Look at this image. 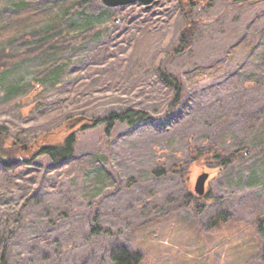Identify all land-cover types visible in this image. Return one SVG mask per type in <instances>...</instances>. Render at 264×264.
Masks as SVG:
<instances>
[{
    "label": "rangeland",
    "instance_id": "rangeland-1",
    "mask_svg": "<svg viewBox=\"0 0 264 264\" xmlns=\"http://www.w3.org/2000/svg\"><path fill=\"white\" fill-rule=\"evenodd\" d=\"M192 3L0 0V264H264V0ZM72 133L74 157L37 155Z\"/></svg>",
    "mask_w": 264,
    "mask_h": 264
},
{
    "label": "trees",
    "instance_id": "trees-1",
    "mask_svg": "<svg viewBox=\"0 0 264 264\" xmlns=\"http://www.w3.org/2000/svg\"><path fill=\"white\" fill-rule=\"evenodd\" d=\"M212 0H193V6H197L201 2H210ZM238 2H243L246 0H236ZM197 26L196 23L190 22L188 27L183 31L182 33V42L180 44L181 50H185L187 48H190L193 44L194 39V31L196 30ZM164 80L167 83V85L172 86L175 90V102L174 106H177L181 103V100L183 98V89L181 87V84L178 82L177 79L166 76L163 74ZM148 118V113L141 110H135V109H129L125 112H113L105 117L95 119L93 122V126H104L106 134L111 135L114 131L115 127L120 123H126L129 126H134L140 121L145 120ZM88 126H83V129H86ZM76 136L75 134H70L66 137L63 144H46L40 147V149L37 152V155L40 156H47L49 157L53 162L59 163L61 161L67 160L69 158L74 157L75 154V145H76ZM1 145V140H0ZM15 147V146H14ZM1 148V147H0ZM13 147L10 148V151ZM0 149V157L6 161L7 159L5 157H8L11 152H4L5 155H3V152ZM18 151V150H17ZM12 156V155H11ZM236 155H233L235 157ZM221 159V157H216V160ZM234 159V158H233ZM232 158L229 159H222L221 164L226 167L229 163L233 162ZM7 163V162H6ZM204 197L198 198V200H203ZM200 208V207H199ZM200 210H203L200 208ZM95 224L96 228L94 230V234H97L98 232L102 231V229L99 226L98 218H95ZM220 223L221 222H229V218L226 213H223L220 217ZM260 236L264 239V223L259 227ZM261 261L264 262V247L261 250ZM145 254L139 250V251H133L127 247H117L115 248L111 253V260L113 264H142L144 263Z\"/></svg>",
    "mask_w": 264,
    "mask_h": 264
},
{
    "label": "water",
    "instance_id": "water-1",
    "mask_svg": "<svg viewBox=\"0 0 264 264\" xmlns=\"http://www.w3.org/2000/svg\"><path fill=\"white\" fill-rule=\"evenodd\" d=\"M100 1L103 3L104 6L110 7V8L140 3V4L145 5L147 9H151L154 5L159 3L160 0H100ZM81 120L82 119L80 118L77 119V121H81ZM25 149H27V146H25ZM209 176L210 175L208 173H203L198 177L196 181L195 193L199 197H203L205 195L206 182Z\"/></svg>",
    "mask_w": 264,
    "mask_h": 264
}]
</instances>
